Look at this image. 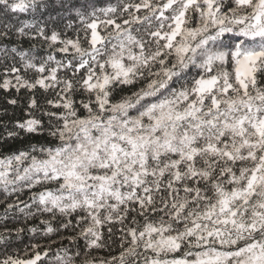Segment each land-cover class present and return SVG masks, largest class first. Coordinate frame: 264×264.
I'll return each mask as SVG.
<instances>
[{
  "label": "snow or ice",
  "instance_id": "1",
  "mask_svg": "<svg viewBox=\"0 0 264 264\" xmlns=\"http://www.w3.org/2000/svg\"><path fill=\"white\" fill-rule=\"evenodd\" d=\"M0 69V264H264V0H0Z\"/></svg>",
  "mask_w": 264,
  "mask_h": 264
},
{
  "label": "trees",
  "instance_id": "2",
  "mask_svg": "<svg viewBox=\"0 0 264 264\" xmlns=\"http://www.w3.org/2000/svg\"><path fill=\"white\" fill-rule=\"evenodd\" d=\"M69 35H72V33L70 32ZM0 71H2V69H0ZM10 93L12 96L17 95V93H15V90H10ZM18 95L20 96H24L25 92L22 90ZM5 104V100H4V93L2 91H0V107H2ZM9 112H12V108H9ZM55 239V237H53ZM41 243H43V241H41ZM104 253H101V255H103Z\"/></svg>",
  "mask_w": 264,
  "mask_h": 264
}]
</instances>
